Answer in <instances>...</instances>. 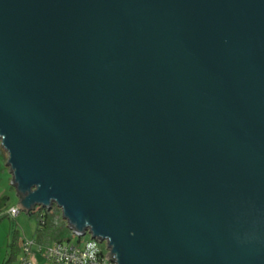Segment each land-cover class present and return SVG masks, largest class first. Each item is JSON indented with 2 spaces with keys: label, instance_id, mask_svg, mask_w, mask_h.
Segmentation results:
<instances>
[{
  "label": "water",
  "instance_id": "95a60500",
  "mask_svg": "<svg viewBox=\"0 0 264 264\" xmlns=\"http://www.w3.org/2000/svg\"><path fill=\"white\" fill-rule=\"evenodd\" d=\"M0 144L116 264H264V0H0Z\"/></svg>",
  "mask_w": 264,
  "mask_h": 264
},
{
  "label": "built area",
  "instance_id": "2783aa9c",
  "mask_svg": "<svg viewBox=\"0 0 264 264\" xmlns=\"http://www.w3.org/2000/svg\"><path fill=\"white\" fill-rule=\"evenodd\" d=\"M20 212V207H11L7 217L14 219ZM86 234L90 236L87 232ZM73 236L77 241L69 239L50 246H39L33 239L21 242L22 254L18 264H37L38 255L43 259L44 264H116L112 256L109 257L110 249L106 242H102L104 248H101L99 242L94 243L95 240L82 242L83 236L74 233Z\"/></svg>",
  "mask_w": 264,
  "mask_h": 264
},
{
  "label": "rangeland",
  "instance_id": "374dc122",
  "mask_svg": "<svg viewBox=\"0 0 264 264\" xmlns=\"http://www.w3.org/2000/svg\"><path fill=\"white\" fill-rule=\"evenodd\" d=\"M7 159V153L0 144V233L3 235L2 246L0 247V264L6 258V255H9L8 245H10L12 241V235L10 234L11 225L15 224L16 229L19 232L20 238L18 244L21 243V239L35 240V230L37 225L35 219L28 217L27 213L24 211H21L14 219L6 217L8 210L11 207H17L18 205L16 190L11 183L12 178L9 173V168L6 166ZM1 202L4 205H2ZM67 233L69 239H72L71 241H77V238L73 236L71 230ZM87 241H91V238L86 234L82 237V242ZM94 243H96V241ZM99 245V247L104 248V243H99ZM20 257L21 254L18 256L17 260L11 264H18V259ZM36 262L37 264H44L43 259L39 255L36 257Z\"/></svg>",
  "mask_w": 264,
  "mask_h": 264
},
{
  "label": "trees",
  "instance_id": "16d2710c",
  "mask_svg": "<svg viewBox=\"0 0 264 264\" xmlns=\"http://www.w3.org/2000/svg\"><path fill=\"white\" fill-rule=\"evenodd\" d=\"M27 215L36 221L35 242L39 246H50L55 243H62L69 240V236L67 235L69 230L67 229L66 222L62 219L61 211L55 206L50 210L36 208L33 211H29ZM10 232L12 241L10 245H8L9 255H6V258L1 264H11L22 254V249L20 244H18L20 235L15 224L11 225ZM23 241L25 240L21 239V242Z\"/></svg>",
  "mask_w": 264,
  "mask_h": 264
},
{
  "label": "crops",
  "instance_id": "0c3cea01",
  "mask_svg": "<svg viewBox=\"0 0 264 264\" xmlns=\"http://www.w3.org/2000/svg\"><path fill=\"white\" fill-rule=\"evenodd\" d=\"M2 239H3V235H1V233H0V247L2 246Z\"/></svg>",
  "mask_w": 264,
  "mask_h": 264
}]
</instances>
